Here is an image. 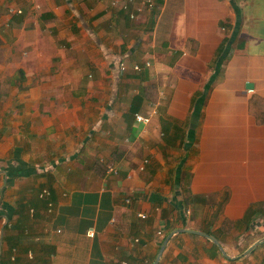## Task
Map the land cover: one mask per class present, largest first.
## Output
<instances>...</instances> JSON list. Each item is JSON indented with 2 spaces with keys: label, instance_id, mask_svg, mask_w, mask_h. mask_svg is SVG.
Here are the masks:
<instances>
[{
  "label": "crops",
  "instance_id": "0c3cea01",
  "mask_svg": "<svg viewBox=\"0 0 264 264\" xmlns=\"http://www.w3.org/2000/svg\"><path fill=\"white\" fill-rule=\"evenodd\" d=\"M109 2L0 0V161L15 160L0 220L18 209L6 188L39 164L49 191L27 223L38 240L0 236V264H154L175 229L219 245L173 233L157 264H262L264 0H153L133 18ZM135 96L147 123L127 118ZM20 162L33 173L8 184Z\"/></svg>",
  "mask_w": 264,
  "mask_h": 264
},
{
  "label": "rangeland",
  "instance_id": "374dc122",
  "mask_svg": "<svg viewBox=\"0 0 264 264\" xmlns=\"http://www.w3.org/2000/svg\"><path fill=\"white\" fill-rule=\"evenodd\" d=\"M261 1L262 0H260V2ZM154 10L156 11V8L153 9L152 11H154ZM150 23L151 22H149V20H148L149 25H151ZM16 122H17V118H12L11 120L6 121V122L4 121L3 123L16 124ZM8 134H14V132L8 133ZM16 144L19 146H22V145L24 146V143L21 139L16 141ZM27 146H29V144H27ZM12 150L13 149H10L7 152H5L3 157L1 158L2 162L0 161V166H2V167L0 168V171L3 170L4 166L6 167L10 163L11 164L15 163V160H14L13 155H12ZM28 162H30V160ZM47 166L48 165H45V164H39L37 175L31 176V177L17 178L15 180L13 186H12L13 188L12 187H11V189L6 188L7 190L13 191L12 193H9V195L6 196V199L9 201V203L17 205L18 209L22 212V216L25 219V222L26 221L27 222L26 223L24 222L25 223L24 226H22L20 228H15V227H13L14 219H12V221H10V223L7 225H6L7 221L5 219H1L0 223H1L2 229L0 230V236H3L5 234L6 235L12 234L13 236H16L20 233V236H22L23 238H26L29 241H30V239L35 240L34 234L31 233L27 223H28L29 219L31 218V216H33L35 213H37L38 208L36 207L35 202L38 201V199L40 200L42 198L41 194H42L43 190H48L45 188V185L42 186V185L38 184V179L40 176H42L46 173L45 168ZM259 231L260 230H257L256 232L259 233ZM261 233H262V231H261ZM35 241H37V240H35ZM260 256H262V255L260 254ZM251 261H253V260H250L249 264H252ZM262 264H264V261L262 262Z\"/></svg>",
  "mask_w": 264,
  "mask_h": 264
},
{
  "label": "trees",
  "instance_id": "16d2710c",
  "mask_svg": "<svg viewBox=\"0 0 264 264\" xmlns=\"http://www.w3.org/2000/svg\"><path fill=\"white\" fill-rule=\"evenodd\" d=\"M233 4V8L235 11H237L236 13L238 14V8L236 5ZM237 30L238 29V23H236L233 27V30ZM230 43V38L229 36H225L222 41L220 42L218 48L216 49V52H215V65L216 67H218V65L221 64V59L223 57V54L225 52V57L224 59H226L228 57V55L230 54V52L232 51V47L229 48V50L227 51L226 49L228 48L229 44ZM243 46V43H239L237 45L238 48H241ZM217 76L216 73H214L213 76H211V78L209 79V84L206 85V93H208V91L210 90V86H211V83L213 82L214 78ZM207 95V94H206ZM200 96V93H198L194 99H193V102H196V104L198 105V108L196 110H193L192 114H191V118L190 120L194 119V121L199 118L200 116V112H199V108L203 105V102H204V99H198V97ZM142 103V98L140 96H135L133 97V103L131 105V112H130V116H128L127 118L128 119H134L135 117V114L138 112L139 110V107ZM131 120L128 121V124L131 122ZM196 126V125H195ZM190 133H193V130L190 132ZM193 140V139H192ZM190 146V145H189ZM20 165H21V168L20 169H15V168H11L7 171V174L9 176V180L7 183L9 184V182H11L13 180V178H17V177H20V176H30L32 173H33V170L32 168H29L28 166H26L24 163L20 162ZM181 179H182V176H181ZM180 179V180H181ZM199 199V198H198ZM188 203H192L194 205H197V203L194 201V198L193 197H190V198H184L183 201H182V207L183 206H186ZM4 211H3V215L4 217L6 218L7 220V224L10 223L11 219H12V215L15 213V211H19L18 209H13L11 206L9 205H4ZM14 226V225H13ZM14 248V247H13ZM12 249V248H11Z\"/></svg>",
  "mask_w": 264,
  "mask_h": 264
},
{
  "label": "built area",
  "instance_id": "2783aa9c",
  "mask_svg": "<svg viewBox=\"0 0 264 264\" xmlns=\"http://www.w3.org/2000/svg\"><path fill=\"white\" fill-rule=\"evenodd\" d=\"M155 6L153 0H142L139 2H136L134 0H110L109 5L106 7V11H109L110 9H117V10H124L127 11L129 16L131 18L134 17L136 12L142 11V10H148L153 9ZM8 13L11 15H19L22 13V9L10 7L8 9ZM147 65H149L148 62H146ZM118 69L120 72H124L126 70V65L124 62H120ZM134 70H139L140 68L137 65L133 66ZM135 120L140 123H147L149 121L148 117H143L139 114L135 115ZM142 168V167H141ZM108 172L116 173L117 170L114 167H109ZM42 194L44 196H47L49 194L48 190H43ZM142 216V215H141ZM143 217V216H142ZM88 236H92L93 232L91 230L88 231ZM35 240H38V238H35Z\"/></svg>",
  "mask_w": 264,
  "mask_h": 264
},
{
  "label": "water",
  "instance_id": "95a60500",
  "mask_svg": "<svg viewBox=\"0 0 264 264\" xmlns=\"http://www.w3.org/2000/svg\"><path fill=\"white\" fill-rule=\"evenodd\" d=\"M182 231H187V232H192V233H197V234L203 235V236L209 238V239H210L213 243H215L216 245H219L218 242H217V240H216L214 237L210 236V235H207V234L201 233V232H199V231H192V230H188V229H175V230H173L172 232H170V233L167 235V237L165 238V240L163 241V243H162V245H161V247H160V249H159V252H158V254H157V257H156V259H155L154 264H157V262H158V260H159V257H160V255H161V253H162V251H163V249H164V247H165V245H166V242H167V240L169 239V237H170L173 233L182 232ZM251 249H252V247H250V248L248 249V251L251 250ZM223 254H224V252H223Z\"/></svg>",
  "mask_w": 264,
  "mask_h": 264
}]
</instances>
